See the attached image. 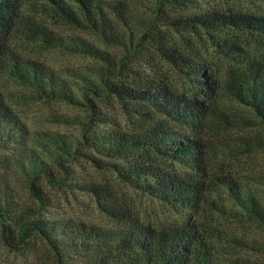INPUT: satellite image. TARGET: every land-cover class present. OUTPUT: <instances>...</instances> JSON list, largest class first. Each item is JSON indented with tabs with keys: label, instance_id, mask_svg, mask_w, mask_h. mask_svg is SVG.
I'll return each instance as SVG.
<instances>
[{
	"label": "rangeland",
	"instance_id": "1",
	"mask_svg": "<svg viewBox=\"0 0 264 264\" xmlns=\"http://www.w3.org/2000/svg\"><path fill=\"white\" fill-rule=\"evenodd\" d=\"M99 1H117L130 10L124 21L110 15L122 41H107L93 31L66 23L41 6L43 0L20 1V12L48 33L64 40L80 38L102 57L48 45L21 29L5 36L6 45L20 58L41 64L64 80L75 101L45 98L34 88L0 73V92L30 138L50 132L68 145V154L62 156L60 166L47 159L58 179L40 180L45 197L42 203L31 196L25 177L12 165L0 168V180L18 202L38 207L35 217L81 221L111 230L120 221L107 208L156 228L193 221L208 233L221 263L238 260L264 264V226L236 206L220 183L223 179L233 180L254 195L264 210V129L250 108L236 102L223 89L233 75L250 63L264 60V34L235 28L214 31L183 21L204 11L264 16V0ZM179 56L187 63L183 65L181 60L172 58ZM193 68L204 69L211 84L206 93L193 79ZM83 79L99 90L104 88L105 80L127 86L158 82L187 98L203 101L212 113L201 126L192 128L166 120L179 132L202 140V174L190 165L152 151L108 155L97 149L90 136L135 132L164 117L155 113L140 116L134 103L123 105L113 95L82 92ZM15 153L14 148L0 150V156L6 159ZM138 163H151L182 177L203 178L209 186L206 197L212 203H169L134 188L120 178L119 171ZM89 184L98 186L99 192L86 189ZM0 264L55 263L50 249L38 238H30L27 246L6 244L0 225Z\"/></svg>",
	"mask_w": 264,
	"mask_h": 264
},
{
	"label": "trees",
	"instance_id": "2",
	"mask_svg": "<svg viewBox=\"0 0 264 264\" xmlns=\"http://www.w3.org/2000/svg\"><path fill=\"white\" fill-rule=\"evenodd\" d=\"M21 0H0V73L28 85L48 99L75 101L67 83L41 64L23 60L5 43V36L21 29L34 40L48 45L85 51L94 56L101 53L80 38L68 40L53 36L20 12ZM160 2V0H156ZM167 1V0H166ZM170 2V0H168ZM43 7L60 16L66 23L99 34L107 41H122L110 15L124 21L130 10L117 1L99 0H43ZM183 21L201 25L214 31L226 28L256 31L264 34V16L204 11L185 17ZM182 64L185 58L179 56ZM193 79L206 93L211 87L204 69H191ZM99 90L92 82L83 79L82 92L94 95L115 96L123 105L135 104L140 116L159 114L164 120L145 125L135 132L90 136L93 145L108 155L131 151L155 152L159 156L190 165L197 174L204 171L203 142L194 135L183 134L167 124L166 120L192 128L201 126L212 110L201 100L187 98L158 82L142 86H127L103 81ZM232 99L250 108L258 124L264 129V60L250 63L233 75L223 86ZM16 150L7 159L0 156V168L13 166L25 177L29 192L42 203L45 199L40 180L56 182L55 173L47 159L60 166L62 156L68 154V145L57 134L41 132L28 135L24 124L5 102L0 92V150ZM16 148V149H15ZM122 180L134 188L162 201L195 206L211 204L206 197L208 184L201 177L178 176L161 170L151 163H138L119 171ZM236 206L247 212L256 223L264 226V210L255 196L242 190L231 179L220 181ZM0 180V186H3ZM86 189L99 192L96 185ZM37 208L20 203L6 185L0 187V225L6 244L29 245L30 238H38L53 254L55 264H224L215 255L210 236L193 221L179 225L156 228L125 218L118 210L108 212L120 221L115 229H104L93 224L71 220H49L35 217ZM228 264H244L231 261Z\"/></svg>",
	"mask_w": 264,
	"mask_h": 264
}]
</instances>
